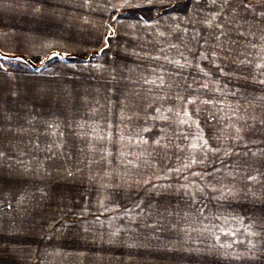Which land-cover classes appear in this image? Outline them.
Wrapping results in <instances>:
<instances>
[{"label": "rangeland", "instance_id": "obj_1", "mask_svg": "<svg viewBox=\"0 0 264 264\" xmlns=\"http://www.w3.org/2000/svg\"><path fill=\"white\" fill-rule=\"evenodd\" d=\"M107 2L90 54L0 52L61 75L0 77V264L264 263V0Z\"/></svg>", "mask_w": 264, "mask_h": 264}, {"label": "crops", "instance_id": "obj_2", "mask_svg": "<svg viewBox=\"0 0 264 264\" xmlns=\"http://www.w3.org/2000/svg\"><path fill=\"white\" fill-rule=\"evenodd\" d=\"M107 9V0H0V52L10 57L55 51L90 54L102 44ZM57 71L26 74L5 68L0 77L12 85V78H58ZM42 104L32 99L30 109H42Z\"/></svg>", "mask_w": 264, "mask_h": 264}, {"label": "snow or ice", "instance_id": "obj_3", "mask_svg": "<svg viewBox=\"0 0 264 264\" xmlns=\"http://www.w3.org/2000/svg\"><path fill=\"white\" fill-rule=\"evenodd\" d=\"M194 147H195V145H194Z\"/></svg>", "mask_w": 264, "mask_h": 264}]
</instances>
